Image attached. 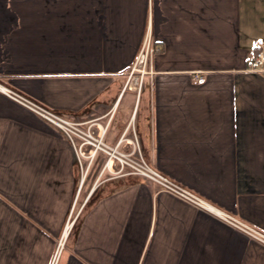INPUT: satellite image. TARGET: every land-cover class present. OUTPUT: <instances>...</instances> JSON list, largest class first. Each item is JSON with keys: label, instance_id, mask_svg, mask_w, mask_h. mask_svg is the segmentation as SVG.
<instances>
[{"label": "crops", "instance_id": "0c3cea01", "mask_svg": "<svg viewBox=\"0 0 264 264\" xmlns=\"http://www.w3.org/2000/svg\"><path fill=\"white\" fill-rule=\"evenodd\" d=\"M259 40L264 0H0V264H52L61 239L57 264H264L263 246L7 94L264 231Z\"/></svg>", "mask_w": 264, "mask_h": 264}, {"label": "built area", "instance_id": "2783aa9c", "mask_svg": "<svg viewBox=\"0 0 264 264\" xmlns=\"http://www.w3.org/2000/svg\"><path fill=\"white\" fill-rule=\"evenodd\" d=\"M258 43L260 46L264 47V40H259ZM152 52L153 49L151 47V41L146 39L144 46L132 68L129 78L130 85L136 89L138 88L140 90L142 88V77L147 72V61ZM249 70L254 72L264 71V51L259 52L257 56L251 60ZM199 80L203 81L204 79L200 78ZM7 94L62 130L64 134L70 139L76 150L80 152V154H83V148L86 145L93 146L95 150L102 149L108 152L110 156L120 161L122 168L129 167V173L153 180L161 186L163 191L194 206L199 210L213 214L232 228L249 237L252 241H255L264 247V231L243 219L218 209L216 206L209 203L193 191L176 183L159 171L155 170L143 159V157L133 158L131 157V154L121 153L117 151V149L109 147L108 145L104 144L103 135H96L95 131L83 122L66 119L55 111L14 91L8 90ZM78 142H80V144ZM107 165L109 166V163ZM63 247L64 240L61 239L52 264H57Z\"/></svg>", "mask_w": 264, "mask_h": 264}, {"label": "rangeland", "instance_id": "374dc122", "mask_svg": "<svg viewBox=\"0 0 264 264\" xmlns=\"http://www.w3.org/2000/svg\"><path fill=\"white\" fill-rule=\"evenodd\" d=\"M128 168V170H129V167H127Z\"/></svg>", "mask_w": 264, "mask_h": 264}]
</instances>
